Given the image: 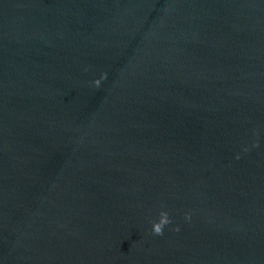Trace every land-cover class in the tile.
I'll return each instance as SVG.
<instances>
[{
    "label": "water",
    "instance_id": "water-1",
    "mask_svg": "<svg viewBox=\"0 0 264 264\" xmlns=\"http://www.w3.org/2000/svg\"><path fill=\"white\" fill-rule=\"evenodd\" d=\"M0 264H264V0H0Z\"/></svg>",
    "mask_w": 264,
    "mask_h": 264
},
{
    "label": "clouds",
    "instance_id": "clouds-1",
    "mask_svg": "<svg viewBox=\"0 0 264 264\" xmlns=\"http://www.w3.org/2000/svg\"><path fill=\"white\" fill-rule=\"evenodd\" d=\"M107 79V73H104L102 75L101 78L99 79H96L94 81V84L97 88L100 87L101 83L103 80ZM247 150V149H246ZM187 220H191V214H186V217H185ZM172 221H171V218L169 216V213L167 211H161L160 214H159V220L158 221H152V231H153V234L154 235H157V236H162L164 234V228L165 226L171 224ZM175 231H179L180 228L179 226H177L175 229Z\"/></svg>",
    "mask_w": 264,
    "mask_h": 264
}]
</instances>
